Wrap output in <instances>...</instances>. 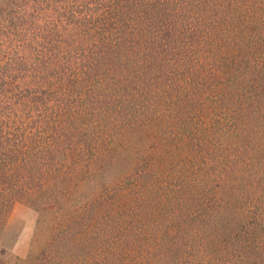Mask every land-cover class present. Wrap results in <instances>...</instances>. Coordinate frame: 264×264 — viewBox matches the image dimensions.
<instances>
[{"label": "trees", "instance_id": "trees-1", "mask_svg": "<svg viewBox=\"0 0 264 264\" xmlns=\"http://www.w3.org/2000/svg\"><path fill=\"white\" fill-rule=\"evenodd\" d=\"M85 9L38 26L46 47L35 66L23 53L34 16L0 7L1 25H25L28 39L0 62V231L15 202L50 223L19 264H264V155L228 166L245 142L220 148L216 116L264 133V0ZM180 143L195 153L178 155Z\"/></svg>", "mask_w": 264, "mask_h": 264}, {"label": "rangeland", "instance_id": "rangeland-1", "mask_svg": "<svg viewBox=\"0 0 264 264\" xmlns=\"http://www.w3.org/2000/svg\"><path fill=\"white\" fill-rule=\"evenodd\" d=\"M93 1L94 0H46L42 4L36 6L33 0H0V7L6 8L7 11L12 10L16 19L23 18V16L29 12L34 16V18H32L34 23L30 30L33 37L31 36L29 38L31 48L29 50L27 49L25 52L23 51V53L29 55L31 62L37 66L39 63L38 60H40L44 54V47H46L41 37H38V26H42L48 22L51 23L56 16L60 21L72 17H80L87 12L85 6L87 4H92ZM247 10L248 9L245 8L243 12ZM8 20L9 15L4 11L2 20L0 17V28L4 31V33L0 34V62L18 59L20 46L23 42L28 41L27 37L21 36V33L26 32V26L24 25V28L21 29L18 27L16 29L18 32L15 30L11 31V29H5L1 25V23L6 25ZM45 20H47L46 23ZM9 31H11V34L8 37L7 34L10 33ZM223 34L228 35L226 32H223ZM70 70L72 72H78L77 65H73ZM189 97H192V94L187 87L177 92L176 100H181L178 110L182 117L185 116L190 109V107L184 103V100ZM194 98H202V96L198 95ZM194 112H196V114L191 113L189 115V118L191 117V124L197 121L196 115L198 114V109ZM199 112L206 114L210 113L205 109ZM5 114H8V111H5ZM216 116L218 124L222 126L220 133H222L224 139L222 143L219 145L217 144L220 148L231 149L238 144L239 140L245 142L239 147V151L237 152L238 157L232 158L227 165L253 166L254 163L259 162V155H264V133H255L251 125L247 122L235 120L228 115H224L222 112L217 113ZM202 117L205 119L206 123L210 121L208 120L210 117L207 115H202ZM197 125H199V122L196 126ZM235 131L241 132L242 134L239 136L235 134ZM247 143L250 144L248 145ZM180 146L181 149L178 151V155L180 156H192L196 151V149H192L186 153L181 143ZM141 151L142 149L138 152L134 150L125 151L122 154H124V158H136L143 156ZM261 162H264V157ZM130 164L131 163L128 164L126 169L124 165H120L114 170V173L116 175L125 174ZM216 182L218 183L219 179H216ZM47 220L49 221L48 218H43V216L38 215L31 206L24 202L13 203L4 218L3 227L0 231V264H19L20 259H29L28 255L35 253L38 244L45 238L46 231L50 226ZM1 249H4L5 252L1 251Z\"/></svg>", "mask_w": 264, "mask_h": 264}]
</instances>
